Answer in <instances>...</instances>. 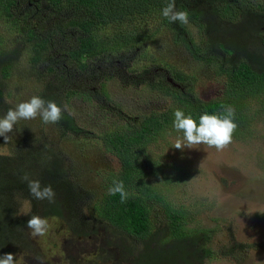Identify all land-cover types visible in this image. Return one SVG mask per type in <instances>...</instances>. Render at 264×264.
Returning a JSON list of instances; mask_svg holds the SVG:
<instances>
[{"label":"trees","instance_id":"obj_1","mask_svg":"<svg viewBox=\"0 0 264 264\" xmlns=\"http://www.w3.org/2000/svg\"><path fill=\"white\" fill-rule=\"evenodd\" d=\"M169 2L0 0V21L12 32L16 45L8 54L0 32V112L14 76V57L23 50L31 54L34 94L61 107L67 105L72 113L63 112L59 122L47 124L63 134L78 139L95 134L79 123L73 101L86 97L107 105L110 92L105 82L110 79H117L123 86L148 85L174 101L168 110L148 115L128 113L118 104L110 107L119 118L117 127L100 138L120 169L112 175L104 196L93 205V219L84 212L88 192L73 181L68 159L55 145L43 142L26 146L14 156L0 155V256L12 248L28 250L27 220L39 215L60 219L79 238L100 237L99 229H109L105 234L120 239L116 246L126 248L130 256L132 250L137 251L132 242L140 240L144 248L133 255L134 264H205L216 257L242 260L238 255L247 250L242 244L232 246L225 254L215 252L211 248L214 231L191 227L189 213L169 205L156 185L166 168L163 170L156 160L146 161L145 153L150 144L173 128L177 109L198 122L205 112L220 114L222 105H231L240 132L248 103L259 102V94L264 93V1L199 0L192 5L189 0H175L177 10L189 12V24L198 29L199 42L192 37L188 24L172 23L163 17L162 9ZM153 17L161 19L162 27L170 28L175 41L185 45L193 58L216 64L218 74L228 81L223 96L203 100L196 94V78L174 68H167L170 73L165 70L166 74L156 67L134 72L135 55L144 52L146 41L162 29L145 31L136 23ZM168 77L179 86L168 82ZM25 173L42 186L51 185L55 201L33 198L21 179ZM113 181L124 182L129 193L125 203H121L119 194H108ZM26 201L30 212L22 215L21 205ZM155 204L163 207V221H154Z\"/></svg>","mask_w":264,"mask_h":264},{"label":"rangeland","instance_id":"obj_2","mask_svg":"<svg viewBox=\"0 0 264 264\" xmlns=\"http://www.w3.org/2000/svg\"><path fill=\"white\" fill-rule=\"evenodd\" d=\"M189 2L194 5L199 0ZM136 25L145 31L162 27L158 17ZM188 25L192 37L199 42L198 29L193 24ZM8 30L0 21L3 49L11 54L16 45L12 32ZM146 45L144 52L135 55L134 72L152 67L162 72L174 68L196 78V94L203 100L210 101L224 95L228 83L226 76L218 74L216 64L207 65L193 58L185 45L175 41L170 28L162 27L161 32L146 41ZM30 61L28 50L18 51L14 57V76L8 84L6 105L2 107L0 118L10 108L37 96L33 92L36 86ZM105 86L110 92L108 106L102 100L95 102L86 97L73 101V113L79 123L88 132L95 133L87 138L78 139L72 134H63L61 130H53L40 117L19 121L7 144L0 137L2 156H14L26 146L43 142L55 145L67 157L73 181L88 192L89 203L84 212L92 219L96 218L93 205L104 196L112 175L120 169L118 160L114 154L105 151L100 138L117 127L119 118L110 107L118 104L128 113L148 115L154 111L164 112L174 105L170 96L148 85L140 88L123 86L117 79H110ZM258 99L259 102L248 103L249 109L243 112L245 124L239 128L240 132L235 131L233 142L222 151L206 145L176 149L173 146L177 139L183 138V133L173 127L150 144L145 153L146 161L156 160L163 170L166 168L156 185L169 205L187 211L191 227L214 231L211 248L215 252L225 254L236 244L247 249L238 255L239 259L242 258L239 262L216 257L208 259L205 264H264V93L259 94ZM16 200L19 203L18 197ZM153 208L156 212L154 221H163V207L155 204ZM29 212L28 201L22 202L21 214ZM48 221L46 235L33 237L29 231L27 251L12 248L10 253L16 256L18 264H134L133 255H139L137 253L144 248L140 240L133 241L138 252L132 250L134 254L130 256L126 248L116 246L120 239L105 234L109 229H99L100 237L79 238L60 219Z\"/></svg>","mask_w":264,"mask_h":264},{"label":"clouds","instance_id":"obj_3","mask_svg":"<svg viewBox=\"0 0 264 264\" xmlns=\"http://www.w3.org/2000/svg\"><path fill=\"white\" fill-rule=\"evenodd\" d=\"M162 15L172 23L186 25L190 22L189 12L177 10L175 0H170L162 9ZM221 107L223 112L220 114L205 112L199 116L198 122L191 114L186 115L181 109L175 110L173 127L183 133V138L177 139L173 147L183 150L206 145L210 148L214 147L217 151L227 148L233 142V135L238 125L235 122V108L231 105ZM63 112L72 114L67 105L61 107L54 101L32 96L29 100L19 103L14 109L10 108L3 118H0V137H3L7 144L12 139L10 134L19 121L40 117L45 124H55L62 119ZM21 179L27 183L30 195L36 200H47L49 203L55 201L56 193L51 185L42 186L39 180L30 179L27 173ZM108 194H119L121 203H125L129 197L123 181H113ZM27 228L31 230L33 237L44 236L49 230V221L39 215H32L27 220ZM0 264H18V261L14 254L6 253L0 256Z\"/></svg>","mask_w":264,"mask_h":264},{"label":"water","instance_id":"obj_4","mask_svg":"<svg viewBox=\"0 0 264 264\" xmlns=\"http://www.w3.org/2000/svg\"><path fill=\"white\" fill-rule=\"evenodd\" d=\"M168 82H170L171 84H173V86L178 87L179 85H177L172 78L168 77Z\"/></svg>","mask_w":264,"mask_h":264},{"label":"flooded vegetation","instance_id":"obj_5","mask_svg":"<svg viewBox=\"0 0 264 264\" xmlns=\"http://www.w3.org/2000/svg\"><path fill=\"white\" fill-rule=\"evenodd\" d=\"M165 72V71H164ZM165 74H166V72H165Z\"/></svg>","mask_w":264,"mask_h":264}]
</instances>
